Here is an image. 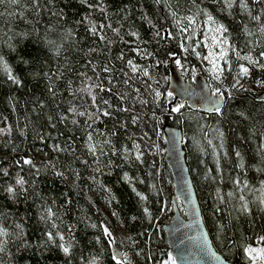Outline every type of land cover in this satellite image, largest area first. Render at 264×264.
<instances>
[{
	"label": "trees",
	"instance_id": "1",
	"mask_svg": "<svg viewBox=\"0 0 264 264\" xmlns=\"http://www.w3.org/2000/svg\"><path fill=\"white\" fill-rule=\"evenodd\" d=\"M219 25L228 62L213 80L204 57ZM262 29L264 0L0 3V264H116L114 247L123 264L168 260L175 189L164 125L182 132L215 250L249 264L245 250L264 248ZM171 65L187 82L206 76L223 93L220 112L174 104Z\"/></svg>",
	"mask_w": 264,
	"mask_h": 264
},
{
	"label": "water",
	"instance_id": "2",
	"mask_svg": "<svg viewBox=\"0 0 264 264\" xmlns=\"http://www.w3.org/2000/svg\"><path fill=\"white\" fill-rule=\"evenodd\" d=\"M170 92L173 103L186 104L190 110H199L206 114L214 106L220 110L224 98L212 93L208 79L204 75H196L192 82L184 79L183 72L171 65ZM264 101V91L256 97ZM162 135L165 141L164 161L169 167L174 180L173 216L170 223L163 227L169 253L177 258V264H230L214 248L205 227L196 191L187 167L184 152V140L180 129L164 125ZM175 199H179L184 207V216L179 212ZM113 255L122 259L119 250L114 247ZM215 253L220 259H214Z\"/></svg>",
	"mask_w": 264,
	"mask_h": 264
},
{
	"label": "snow or ice",
	"instance_id": "3",
	"mask_svg": "<svg viewBox=\"0 0 264 264\" xmlns=\"http://www.w3.org/2000/svg\"><path fill=\"white\" fill-rule=\"evenodd\" d=\"M4 0H0V3H3ZM9 2L11 3H15L16 0H9ZM83 2V0H82ZM209 21H212V17L209 16ZM195 21L192 19V18H189V24H194ZM214 23V21H213ZM93 32H95V27H93L91 29ZM264 30V29H262ZM211 31H213L214 33L218 34V35H213L212 36V42L210 45H208L209 47V52H208V55L204 57L205 60H207L211 65H212V68L210 69L211 73L213 74L214 78L216 79H220L224 69L220 66V61H224V63L226 64L228 61H227V56H228V50L227 48H225L224 46L225 45H228V40L226 38H224L223 34L227 32V29L224 28L223 25H219L217 26L215 29H211ZM183 47V45H182ZM214 48H219V52H214L213 49ZM185 51H187V49L185 48L184 49ZM195 49H193L194 51ZM237 55L239 56V53H237ZM261 58H264V52H262L260 54ZM241 59H244V60H248L250 63H254V64H259L260 61L257 59V60H254L251 56H242L240 57ZM2 59V58H0ZM177 64H179V60L176 61ZM128 64L132 66V72L135 73L137 72V66L133 65L132 64V61L129 60L128 61ZM261 67H264V65H260ZM5 67V70L6 71H9V79L12 80L14 83L16 84H19L20 81L15 78L10 70L7 69V65L4 66ZM108 69H105V71H107ZM248 68L247 67H243L241 66V73L244 74V75H247L248 74ZM144 75L147 76L148 73L147 72H144ZM264 86V85H262ZM214 96H217L218 98H222L223 97V93L220 92L219 89L215 90L213 93H212ZM161 95V93L159 92H156V96L159 97ZM169 96H171V93L168 94ZM183 107V105H179L175 108L172 109L173 112H180L181 108ZM209 111H215L217 113L220 112V108L219 107H216L214 106L212 109H209ZM104 115H109L108 112H104L103 113ZM81 115H84V113H81ZM89 139H91V137H89ZM94 150V149H93ZM137 159H140V156L137 155L136 157ZM24 163L25 164H32V161L31 160H24ZM34 166V165H33ZM24 180L22 178H19L17 179V184L20 185V186H23L24 185ZM7 191L11 194V193H14V189L12 187H9L7 189ZM137 195H140L139 193H137ZM141 199H144L143 196L140 197ZM262 203H264V201H262ZM145 211L147 212V209H145ZM0 234H3V233H0ZM105 234L109 237H111L112 233L109 232L107 230V228H105ZM47 236H48V240L49 241H52L54 239L53 237V234L51 232L47 233ZM60 240L63 241L64 240V237L63 236H60ZM261 241L264 242V237H261ZM59 247L62 249V251L64 252V254L67 256L69 255L70 253V249L68 246H65L64 244H60ZM0 251H3V248L0 247ZM246 254L248 255V257L253 261V264H255V261L257 259H260V260H264V248L262 249H256V248H252V247H249L247 248L246 250ZM214 259L216 260H219L220 258L218 256L215 255V253H212ZM113 259L116 261V264H123V262L120 260V259H117L116 256H113ZM166 264H177V258L176 257H173L171 254L169 255V258H168V261L166 262Z\"/></svg>",
	"mask_w": 264,
	"mask_h": 264
},
{
	"label": "rangeland",
	"instance_id": "4",
	"mask_svg": "<svg viewBox=\"0 0 264 264\" xmlns=\"http://www.w3.org/2000/svg\"><path fill=\"white\" fill-rule=\"evenodd\" d=\"M213 35H216L214 32H212V31H209V38H210V40H211V42H212V36ZM214 52H219V50H213ZM209 52V51H208ZM208 55V54H207ZM208 62V61H207ZM209 63V62H208ZM209 67H210V69L212 68V65L209 63ZM212 76H213V74L212 73H210ZM207 75L208 77L209 76H211V75ZM212 79L214 80L215 78L214 77H212ZM256 249H262V248H256ZM250 259V258H249ZM168 260H166L165 262H163L162 264H166V262H167ZM249 264H253V261L250 259V263ZM255 264H264V260H260V259H257L256 261H255Z\"/></svg>",
	"mask_w": 264,
	"mask_h": 264
}]
</instances>
